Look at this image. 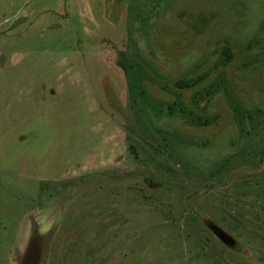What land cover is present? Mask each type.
Masks as SVG:
<instances>
[{
  "label": "rangeland",
  "instance_id": "rangeland-1",
  "mask_svg": "<svg viewBox=\"0 0 264 264\" xmlns=\"http://www.w3.org/2000/svg\"><path fill=\"white\" fill-rule=\"evenodd\" d=\"M207 70L221 91L178 95ZM244 108L264 113V0H0V264L31 243L40 264H264Z\"/></svg>",
  "mask_w": 264,
  "mask_h": 264
},
{
  "label": "trees",
  "instance_id": "trees-1",
  "mask_svg": "<svg viewBox=\"0 0 264 264\" xmlns=\"http://www.w3.org/2000/svg\"><path fill=\"white\" fill-rule=\"evenodd\" d=\"M232 58H233V54L231 53L230 48L226 47L225 62L223 65H226L228 62H230L232 60ZM211 73H212V71L207 70L198 76H186V77H181V78L176 79L174 81V86L177 89H181V90L189 89V91L183 92V93H178V95L183 98L186 94H189V97H192L193 100H196V102L201 103L202 99L204 98V95L205 96H211L215 92L221 91V88L219 85H217V87L211 86L210 88H208L209 90L207 93H203L202 90L197 89L199 83L202 82L203 80H206L211 75ZM223 76L225 77V73L223 74ZM191 90H192V94L189 93V92H191ZM207 98H209V97H207ZM208 100H210V99H208ZM148 104H149L151 109L156 110V108H155L156 105H154L153 103H148ZM205 107H207V106H205ZM244 110H245V113L243 114V116L241 118L238 119V121H239L238 124L240 125V127H239L240 132L246 131L248 134V133H250V131H247L246 121L250 120V122L252 124V127H251L252 130L259 129V127L261 126L260 125L261 122L262 123L264 122V117H262V116L260 117V113H262V115L264 113H263L262 109H258L259 118L257 119L256 116H258V114L257 115L254 114L251 110H249L247 108H244ZM255 120H257L259 124L256 125Z\"/></svg>",
  "mask_w": 264,
  "mask_h": 264
},
{
  "label": "water",
  "instance_id": "water-1",
  "mask_svg": "<svg viewBox=\"0 0 264 264\" xmlns=\"http://www.w3.org/2000/svg\"><path fill=\"white\" fill-rule=\"evenodd\" d=\"M209 227L223 242L230 244L231 246L235 244V240L217 225L210 223ZM38 249L39 246L36 243H31L24 259L22 260V264H40L41 257Z\"/></svg>",
  "mask_w": 264,
  "mask_h": 264
}]
</instances>
